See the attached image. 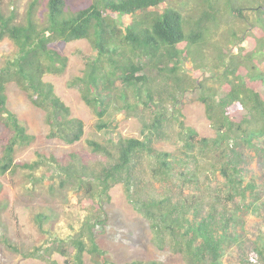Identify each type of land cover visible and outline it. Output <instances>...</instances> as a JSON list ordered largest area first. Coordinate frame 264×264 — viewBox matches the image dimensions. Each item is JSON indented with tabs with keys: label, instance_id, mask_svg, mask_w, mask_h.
<instances>
[{
	"label": "trees",
	"instance_id": "16d2710c",
	"mask_svg": "<svg viewBox=\"0 0 264 264\" xmlns=\"http://www.w3.org/2000/svg\"><path fill=\"white\" fill-rule=\"evenodd\" d=\"M208 1L211 0H198L201 2L196 9H199V16L189 19H184L179 11L168 6L166 0H95L73 13L66 11L64 0H47L41 21L35 19L34 9L39 0H34L22 23H15L13 15L5 16L0 12V41L7 38L15 49L0 67V124L10 134L2 148L0 174L17 167L32 174L40 166L50 164V167L58 169L61 185L71 184L72 190L76 192L82 188L88 191L87 201L92 209L80 222L77 231L66 238H49L47 246L35 248L24 256L58 264L46 259L57 253L68 258L63 264H84L85 255H89L94 258L93 264H117L108 260L100 249L94 230L105 222L101 221L104 215L102 202L108 199V191L115 185H122L129 204L147 222L152 241L159 249L167 247L181 254L185 264H222L220 252L223 244L227 241L236 242L237 236L229 237L226 229L220 228L218 224H228L236 217L235 213L226 219L225 213L217 214V206L213 204L208 206L209 211L202 216L203 199L199 200L198 196L174 199L168 195L155 196L146 192L152 182H198L201 175L213 172L216 168L225 178L226 198L230 197L231 200L233 195H238L244 199L245 193L253 190L251 184L242 186L240 181L243 157L237 148L240 144L250 147L254 138L264 137V74L256 65L264 62V38L259 41L261 46L254 49L250 46L244 57H241L242 60L230 55L226 63L228 67L222 76L216 78L224 82L229 72L232 76L223 84V97L215 101L200 96L215 131L212 139L198 138L192 129L179 122L177 141L180 142V148L177 154L156 150L153 146L156 140L165 138L161 116L165 113L154 111L159 107L160 100L154 101L150 89L146 87L147 78L142 72L147 66L142 61L145 58L150 62L156 58L158 63L163 59L170 60V68L164 64L158 67V71L167 73L174 90H181V46H200L203 39L208 37V25L216 26L219 22L220 12L217 8L214 10L218 2ZM203 3H207L214 11L200 10ZM153 8L161 12L149 10ZM229 9L226 6L222 11L227 15L244 17L238 9L232 8L233 13H228ZM253 12L258 34H264V4ZM124 17H131L132 20L121 28ZM232 37H235V32ZM79 40L90 41L95 56L86 63L82 75L73 77L67 86L80 91L82 101L97 117L96 128L101 131L108 128L105 118L109 110L114 108L110 99L117 77L121 83L120 97L127 110L134 108L127 100L126 91L131 89L136 98L135 105L149 107L154 113L143 128L142 139H119L115 143L110 140L108 144L112 147H104L95 141L88 142L93 153L108 157V161L98 171H89L86 166L73 161L62 166L53 157H40L34 163L18 165L14 162L16 150L28 147L34 138L8 108L6 90L10 83L25 92L32 105L43 110L49 138L73 145L84 134L82 121L71 116L69 107L55 94L53 85L43 80L45 75L63 74L68 62L66 56L50 45ZM219 57L220 62L223 61ZM243 65L246 69L244 73L240 70ZM199 84L201 86L202 83ZM142 90L145 98L140 97ZM208 151L217 160L201 165L198 156ZM72 159L75 157L72 156ZM216 162L219 163L218 167ZM143 163L147 169H142ZM252 207L256 211L252 204L250 210ZM42 220V215L35 216L40 227ZM262 245L264 249V242ZM258 249L256 252L263 256V251ZM125 264L162 263L133 260Z\"/></svg>",
	"mask_w": 264,
	"mask_h": 264
},
{
	"label": "rangeland",
	"instance_id": "374dc122",
	"mask_svg": "<svg viewBox=\"0 0 264 264\" xmlns=\"http://www.w3.org/2000/svg\"><path fill=\"white\" fill-rule=\"evenodd\" d=\"M33 1L0 0V12L5 16L13 15L15 23H22ZM94 1L64 0V3L66 11L73 13L91 5ZM197 1L166 0V4L179 11L184 19H189L192 16H199L197 12L199 9H196L201 2ZM212 1L218 2L214 10L217 8L220 12L219 22L216 26L208 25V37L203 39L200 46L188 47L186 44L181 46L183 51L179 57L182 63L179 74L183 79L181 90H174L167 73L158 71V67L164 64H168L167 67L170 68V60L163 59L158 63L156 58L151 62L145 58L142 61V64L147 66L142 72L147 78L146 87L150 89L154 101L160 100L159 107L154 111L165 113L164 116L161 115L164 120L165 138L154 142L153 146L156 150L177 154L180 148V142L177 141L179 122H182L184 127L192 129L198 138L212 139L215 131L200 96L215 101L223 97V84L232 76L229 72L224 82H219L216 78L222 76L228 67L226 63L230 60V55L242 60L241 57H244L250 46L254 49L262 45L259 41L264 38V34L257 32L253 10L262 6L264 0H211L208 3ZM46 2L47 0H39L37 3L34 9L35 19L43 20ZM226 6L230 8L228 13H233L232 8H235L244 17L227 15L222 11ZM149 10L161 12L154 8ZM200 10L214 11L207 3H203ZM110 17L115 19L113 15ZM131 20V17L122 18L121 28L129 25ZM233 32L235 37H232ZM50 47L66 56L68 62L63 74L45 75L43 80L53 85L55 94L69 107L71 116L82 121L84 134L81 140L73 145L49 138L43 110L32 105L27 94L14 83H10L6 90L8 108L24 125L27 133L34 138L31 145L16 150L14 162L21 165L34 163L40 157H53L62 166L73 161L77 165L86 166L89 171H98L101 165L108 161V157L102 153H93L88 142L95 141L104 147H112L108 144L110 140L115 143L119 139H142L143 128L154 113L149 107L135 105L136 98L131 89L126 91L127 100L134 105V108L127 110L120 97L121 83L116 77L110 99L114 108L109 110L105 118L108 128L99 131L96 128L97 117L82 101L80 91L67 86L68 81L73 77L82 75L86 63L95 56L91 42L88 40L56 42ZM13 52L15 49L10 40L6 38L0 41V67L5 58L11 57ZM219 55L223 59L221 62ZM196 65H199V68H196ZM256 65L264 74V62H258ZM244 66H240L243 73L246 71ZM140 97L145 98L144 90ZM9 136L10 134L0 124V157ZM251 144L250 147L240 144L237 148L243 157L240 165L242 186L246 184L253 186L252 191L245 193L244 199L238 195H233L231 200L230 197H225L226 181L218 168L207 174L205 172L198 182L182 183L179 180H172L164 184L152 182L147 186L146 192L149 195H168L174 199L198 196L199 200L203 199L202 216L209 211L208 206L213 204L217 206V214L225 213L226 219L232 213L236 214L228 224H218L220 228L226 229L225 232L229 237L237 236L236 242L227 241L223 244L220 252L222 264H264L262 245L264 242V137L254 138ZM72 156L75 159H72ZM198 157L201 158V165H208L217 160L212 158L209 151ZM215 165L218 167L219 163L216 162ZM142 169H147L145 163ZM86 192L88 191L85 188L77 192L73 191L71 184L61 185L58 169L50 167V164L40 166L32 174L19 167L0 174V264H49L50 262L42 258L34 259L24 255L31 253L35 248L47 246L49 238L54 236L66 238L77 231L80 222L92 210ZM251 204L255 206L256 211L253 207L250 210ZM102 208L104 215L101 221L105 222L103 225H98L94 231L96 242L108 260L117 264H125L133 260L185 264L181 254L174 253L167 247L159 249L154 244L147 222L131 207L122 185H115L108 191V199L102 202ZM37 214L43 216L41 227L35 221ZM40 228L43 230L40 231ZM257 247L258 250L263 251V256L256 252ZM46 259L63 264L68 258L53 253ZM92 259L94 258L85 255L84 264H93Z\"/></svg>",
	"mask_w": 264,
	"mask_h": 264
}]
</instances>
